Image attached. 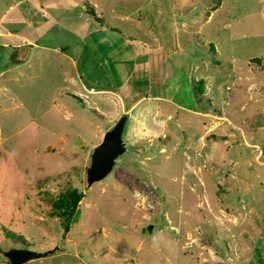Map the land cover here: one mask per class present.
Instances as JSON below:
<instances>
[{"label":"rangeland","instance_id":"1","mask_svg":"<svg viewBox=\"0 0 264 264\" xmlns=\"http://www.w3.org/2000/svg\"><path fill=\"white\" fill-rule=\"evenodd\" d=\"M219 1L0 0V264H264V0Z\"/></svg>","mask_w":264,"mask_h":264},{"label":"water","instance_id":"2","mask_svg":"<svg viewBox=\"0 0 264 264\" xmlns=\"http://www.w3.org/2000/svg\"><path fill=\"white\" fill-rule=\"evenodd\" d=\"M128 115L124 114L117 123L109 129L103 140L94 148L91 154V164L87 169L88 186L104 180L115 168L117 160L127 151L123 133ZM152 227V225H151ZM56 248L45 251L31 249H9L4 255L11 264H24L29 260L54 253Z\"/></svg>","mask_w":264,"mask_h":264},{"label":"trees","instance_id":"3","mask_svg":"<svg viewBox=\"0 0 264 264\" xmlns=\"http://www.w3.org/2000/svg\"><path fill=\"white\" fill-rule=\"evenodd\" d=\"M221 1L222 0H220L219 2H221ZM29 52H30L29 49H27L23 53V56L21 58H18V61L19 62L25 61L29 55ZM18 53H21V49L18 50L17 54ZM74 97L77 98V100L79 102H82V103L84 102L83 99L80 98L79 96L74 95ZM68 195H69V201H70L71 207H70L69 213H67L62 220V226L64 227V229L66 231H69L71 228V222L76 215L79 200L81 199V197H83L84 194H83V192H79L78 190H74V191L70 192Z\"/></svg>","mask_w":264,"mask_h":264},{"label":"crops","instance_id":"4","mask_svg":"<svg viewBox=\"0 0 264 264\" xmlns=\"http://www.w3.org/2000/svg\"><path fill=\"white\" fill-rule=\"evenodd\" d=\"M29 45H32V44H29ZM30 54H31V52H29V55H28V57H27V59H26V61L29 59V56H30ZM72 59V61L74 60L73 58H71ZM143 61V62H142ZM143 63L145 64V62H144V59L143 60H141V62L138 60V63L136 64V66L139 68V70H140V72L142 73V75H143V71L146 69V66L145 65H143ZM140 64H142V65H140ZM159 64V59H157L156 60V62H154L153 61V66H152V70L155 68V66L157 67V65ZM120 65H119V62H118V67H119ZM131 68H132V66H131ZM150 69V70H151ZM155 69H158V73L159 74H161V75H163L165 72H164V69L165 68H161V67H157V68H155ZM136 70H138V69H136ZM167 71V70H166ZM139 71H134L133 70V72H132V74H136V73H140ZM145 74L147 73V71L145 70V72H144ZM134 74V75H135ZM137 75H139V74H137ZM137 75H135V76H137ZM125 83H124V88H125ZM85 90V89H84ZM81 91H79V92H77V93H80ZM85 92V91H84ZM99 92V91H98ZM111 92H113V91H111ZM111 92H109V93H111ZM122 92V91H121ZM120 91H118V99H121L122 100V105H123V111L124 112H128L129 110H133L134 109V107L137 105V103L142 99V98H144V96L143 97H141V98H139V99H137V101H135V102H133V103H131L129 106L127 105V103L126 102H124V97H123V95H122V93H121ZM83 93V92H82ZM100 94H105L104 92H100Z\"/></svg>","mask_w":264,"mask_h":264}]
</instances>
